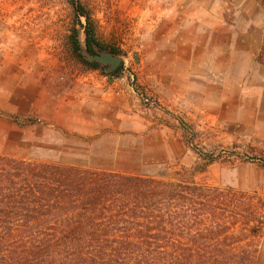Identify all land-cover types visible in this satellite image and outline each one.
Returning <instances> with one entry per match:
<instances>
[{
  "label": "rangeland",
  "instance_id": "1",
  "mask_svg": "<svg viewBox=\"0 0 264 264\" xmlns=\"http://www.w3.org/2000/svg\"><path fill=\"white\" fill-rule=\"evenodd\" d=\"M81 2L92 15L100 43L123 56L119 73H107L103 65L94 69L78 59L69 38L75 13L68 0H0V154L102 168L98 159L87 156L85 139L67 123L110 104L125 125L139 115L153 128L170 126L198 154L191 167L175 163L163 168L169 173L163 180L218 187L219 193H204L230 211L264 203V108L253 109L248 117L243 109L238 116L240 109L204 106L196 92H189L201 82L192 83L184 74L188 58L194 54L195 66L197 56L204 54L199 44L214 34L218 19L259 21L264 26L262 0L249 3L247 14L240 13L242 0ZM80 35L85 37L83 27ZM246 78L264 80L262 74ZM130 131L120 134L128 137ZM118 158L117 167L123 171L136 165L129 157ZM112 162L103 160L114 166ZM188 209L186 217L197 214L195 207ZM223 217L227 222L233 216L226 212ZM258 217L262 230L255 264H264L262 206ZM188 237L187 229H178L172 245L184 247Z\"/></svg>",
  "mask_w": 264,
  "mask_h": 264
},
{
  "label": "trees",
  "instance_id": "2",
  "mask_svg": "<svg viewBox=\"0 0 264 264\" xmlns=\"http://www.w3.org/2000/svg\"><path fill=\"white\" fill-rule=\"evenodd\" d=\"M68 2L75 13L69 38L76 56L102 69L80 52L78 25L91 53L95 45L110 46L97 39L81 0ZM210 190L220 192L193 182L0 154V264H255L264 203L230 211L204 193ZM189 207L197 211L192 218L184 215ZM226 212L231 221L225 222ZM178 229L189 232L184 247L172 245Z\"/></svg>",
  "mask_w": 264,
  "mask_h": 264
},
{
  "label": "crops",
  "instance_id": "3",
  "mask_svg": "<svg viewBox=\"0 0 264 264\" xmlns=\"http://www.w3.org/2000/svg\"><path fill=\"white\" fill-rule=\"evenodd\" d=\"M242 1L245 6L239 3L244 8L240 13H250L248 4L253 0ZM251 6L259 15L255 3ZM261 23L245 20L227 22L224 18L218 19V28L213 31L214 34L205 38L202 46L199 44L204 54L197 56L195 66L192 64L194 54L191 55L184 71L192 83L201 82L196 84L197 89L189 88V92L197 93L198 103L240 109L238 116L243 109L248 117L252 116L253 109L264 108V80L253 82V78H246L258 74L264 76V26ZM199 41L198 37L194 44ZM172 74L176 76L177 73L174 70ZM210 76L218 78L208 80ZM203 77H207V80H203ZM102 108H106V114L99 111ZM111 108L110 104H106L104 107L100 106L97 112L84 111L86 118H76L75 122L67 123L72 131L85 139L88 146L86 151L90 150L87 156L91 160L100 161L96 163L102 168L94 169L163 179L169 174L163 168L169 169L170 164L179 163L184 167H191L200 158L198 154L195 156L192 153L172 127L153 128L147 122L141 121L139 115H133L131 125H125L123 120H118L116 112ZM124 130H131L130 136L120 134ZM124 156L136 164L133 169L124 170L125 172L116 163L118 157ZM103 160L111 164L114 160V166L103 163Z\"/></svg>",
  "mask_w": 264,
  "mask_h": 264
},
{
  "label": "water",
  "instance_id": "4",
  "mask_svg": "<svg viewBox=\"0 0 264 264\" xmlns=\"http://www.w3.org/2000/svg\"><path fill=\"white\" fill-rule=\"evenodd\" d=\"M81 31L82 26L79 25L78 38L80 42V52L83 54V56L89 61H97L102 64L105 67L104 69L107 73L116 71L123 62V56L114 53L111 49L102 50L99 46H95L96 53H91L88 47L86 34L84 32L85 37L82 38L80 35Z\"/></svg>",
  "mask_w": 264,
  "mask_h": 264
},
{
  "label": "flooded vegetation",
  "instance_id": "5",
  "mask_svg": "<svg viewBox=\"0 0 264 264\" xmlns=\"http://www.w3.org/2000/svg\"><path fill=\"white\" fill-rule=\"evenodd\" d=\"M95 49V48H94ZM96 53V52H95ZM100 64V63H99ZM100 65H102V64H100Z\"/></svg>",
  "mask_w": 264,
  "mask_h": 264
}]
</instances>
